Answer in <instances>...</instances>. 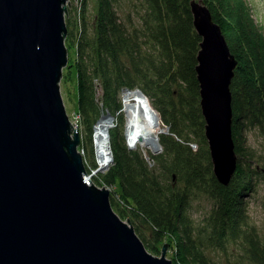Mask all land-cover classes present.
<instances>
[{
  "label": "trees",
  "instance_id": "1",
  "mask_svg": "<svg viewBox=\"0 0 264 264\" xmlns=\"http://www.w3.org/2000/svg\"><path fill=\"white\" fill-rule=\"evenodd\" d=\"M77 1L73 10L67 9L65 70L76 75L79 129L83 143L82 126L86 129L89 158L94 154L93 126L101 113L107 110L117 117L110 130L114 162L94 182L116 185L111 194L114 210L153 254L161 253L165 244L173 247V264H216L205 254L202 234L196 235L188 211L192 199L202 193L214 200L204 229L210 232L209 241L221 250L241 243L251 264H264V240L244 198L254 189L255 175L264 173L257 164L259 155L244 144L246 128L264 132V35L248 3L197 0L208 6L237 59L230 88L238 169L225 185L216 178L205 135L196 70L202 37L194 25L192 0H139L135 6L140 24L132 28L115 8L121 0H98L92 20L89 0ZM98 83L103 89L102 106ZM137 88L153 98L163 124L169 127V132L159 135L164 151L152 156L154 165L143 152L129 148L121 130L125 116L120 94ZM147 225L153 235L151 244L140 232Z\"/></svg>",
  "mask_w": 264,
  "mask_h": 264
},
{
  "label": "water",
  "instance_id": "2",
  "mask_svg": "<svg viewBox=\"0 0 264 264\" xmlns=\"http://www.w3.org/2000/svg\"><path fill=\"white\" fill-rule=\"evenodd\" d=\"M68 1L0 0V264H173L167 244L159 256L150 252L114 210L110 191L85 181L80 130L60 87ZM191 5L202 37L205 135L216 178L229 185L238 169L230 88L237 59L208 6ZM144 155L154 165L153 154Z\"/></svg>",
  "mask_w": 264,
  "mask_h": 264
},
{
  "label": "rangeland",
  "instance_id": "3",
  "mask_svg": "<svg viewBox=\"0 0 264 264\" xmlns=\"http://www.w3.org/2000/svg\"><path fill=\"white\" fill-rule=\"evenodd\" d=\"M245 2L248 3L250 7V12L252 13V18L255 21V24H257V26L260 27V30L264 35V0H245ZM78 4H79V1L77 0H69L66 3V10L67 9L73 10V7L75 8ZM97 4H98V0H89L88 9H89V15L91 18L90 20L93 19V16L97 12V9H96ZM138 4H139V0H121L115 5V8H117V11L120 15V19L124 20L127 23V26L129 28H132L134 25L138 26L140 24L139 23L140 18L137 12L138 7H136ZM68 14L66 12V18L68 17ZM63 75L65 77H63L60 82L62 97H64V103H65V107L67 108L69 117L70 116L72 117L78 109L77 108L78 97H77L76 75L74 71L69 72L65 70V68L63 71ZM120 95H121V101H123L122 92ZM145 95L148 98L152 107L155 109L157 115H159L160 125L163 126V128H166L167 132H169V127L163 124L162 116L160 115V112L157 106L153 103V98H151L149 94H145ZM122 113L125 116V113L123 111ZM126 120H127V117L125 116V123L121 125V130L123 131L125 138H126V129H127ZM116 121H117V117L115 118L114 123ZM82 130H83V140H85L84 144L87 148L89 145L88 143H86L87 142L86 141V129H84L83 126H82ZM165 133H160V134H165ZM243 133H244L245 146L251 147L255 150V152L259 155V159L261 160L259 163L257 162V164L261 167H264V132L261 131L258 127L251 126V127L246 128ZM81 138H82V135H81ZM198 148H199L198 144H195V149L197 150ZM133 149L138 150L139 152H143V154L145 152V148L143 149L141 147H137ZM93 150H94V140H93ZM163 151H164V147H162V150L160 151V153H156V152L154 153L152 151L150 152H151V155L152 154L157 155V154L163 153ZM90 154H91L90 155L91 157L89 159L90 161H92V166L94 167L93 161L96 160L95 150H94L93 157H92V153ZM253 187L254 189L252 191L245 193L244 198L247 202V206L250 211L251 220L253 221L254 225L256 224L257 229L259 230L260 235L264 240V173L260 175L259 174L255 175ZM189 205L190 206H189L188 211L194 222L195 233L196 235L202 234V239L200 237L199 238L201 239V241L203 240V242L201 243H203L205 254L211 260V262H214L216 264H251L248 261L247 255L244 252V249L241 243H238V242L231 243L229 244L228 248L221 250L217 246L212 244L211 240L209 241L208 236L210 235V232L208 230L209 233H207L204 229L208 228L209 223L207 221H208V218L211 212V208L214 205V200L210 199L208 195L202 193L198 197L192 199ZM140 232L142 233V235L146 237V241H148L150 244L154 243L153 235H151L150 226L147 225L146 227L141 228ZM162 250H163V247H162ZM161 253L154 254V255L159 256L161 255ZM166 256L169 259L171 258L173 261V258L176 256L174 255L173 247L168 248Z\"/></svg>",
  "mask_w": 264,
  "mask_h": 264
},
{
  "label": "bare ground",
  "instance_id": "4",
  "mask_svg": "<svg viewBox=\"0 0 264 264\" xmlns=\"http://www.w3.org/2000/svg\"><path fill=\"white\" fill-rule=\"evenodd\" d=\"M122 111L127 117L126 138L133 148L141 147L152 152L162 150L159 134L167 132L160 125V118L150 104L145 94L135 90L122 91ZM113 117L104 116L97 126L98 148L101 151L100 159L103 164L108 163L105 155L107 151V133L113 124Z\"/></svg>",
  "mask_w": 264,
  "mask_h": 264
},
{
  "label": "built area",
  "instance_id": "5",
  "mask_svg": "<svg viewBox=\"0 0 264 264\" xmlns=\"http://www.w3.org/2000/svg\"><path fill=\"white\" fill-rule=\"evenodd\" d=\"M107 113H110V116L113 117V119L115 120L116 117L113 114H111V112H108L107 110L103 111L101 113V116L103 114H107ZM101 116H100L99 121L93 126V129H94V131H93L94 150H95V155H96L95 156V159H96L95 161L97 162L96 167L92 166V161H90V159H89L88 153H87V151L85 149V145L82 142V140H81V143L78 146V150L81 151V153H82V155L84 157V162L86 163V168H87V172L88 173H87V175H85V181L88 184H90V185L94 183L100 188H102L104 186L112 194L113 191L117 189L116 185H109V184H107L105 182H103V184H97V183L94 182L95 177H97L101 172H104V173L108 172L107 170L112 166V163L114 162V160H113L114 152H113L112 145H111L110 130L113 128V126L116 125V122L114 123V121H113V124H112V126L110 127V129H109V131L107 133V147L108 148L106 149L107 151L105 152V155L108 158V163L107 164H103L101 162V159H100L101 151L98 148V139H97V126H98L99 122L102 119ZM70 119L72 120V125L77 127V129H79L80 126H81V123H82L81 113L77 110L72 117L70 116ZM127 144L129 146L128 140H127Z\"/></svg>",
  "mask_w": 264,
  "mask_h": 264
}]
</instances>
